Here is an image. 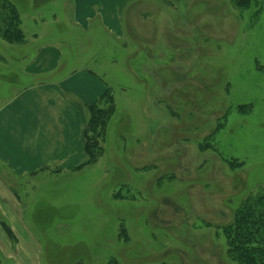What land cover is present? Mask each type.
I'll return each mask as SVG.
<instances>
[{
	"label": "rangeland",
	"instance_id": "rangeland-1",
	"mask_svg": "<svg viewBox=\"0 0 264 264\" xmlns=\"http://www.w3.org/2000/svg\"><path fill=\"white\" fill-rule=\"evenodd\" d=\"M7 1L21 45L68 37L62 0ZM247 1L116 0L117 39L62 44L115 113L93 164L7 179L0 264H235L217 226L264 193V0Z\"/></svg>",
	"mask_w": 264,
	"mask_h": 264
},
{
	"label": "crops",
	"instance_id": "crops-1",
	"mask_svg": "<svg viewBox=\"0 0 264 264\" xmlns=\"http://www.w3.org/2000/svg\"><path fill=\"white\" fill-rule=\"evenodd\" d=\"M61 13L70 22L69 38L34 49L0 39V213L5 217L20 214L19 199L13 184H5L7 179L27 181L49 168L68 173L86 160V105L94 103L104 87L91 72L63 63L62 44H76L74 38L85 33L89 43L101 34L117 39L120 11L116 0H62Z\"/></svg>",
	"mask_w": 264,
	"mask_h": 264
},
{
	"label": "trees",
	"instance_id": "trees-1",
	"mask_svg": "<svg viewBox=\"0 0 264 264\" xmlns=\"http://www.w3.org/2000/svg\"><path fill=\"white\" fill-rule=\"evenodd\" d=\"M235 5L245 6L247 0H231ZM0 38L10 44H20L24 34L15 8L7 0H0ZM85 129L86 161L78 168L93 164L102 153V142L108 123L115 113V104L110 89L104 90L92 104L86 105ZM212 147L205 142L201 150ZM241 166L242 163L235 164ZM210 225V224H208ZM225 239L226 255L235 264H264V193L245 198L234 209L227 224L217 226ZM8 230V231H7ZM6 232L11 235L10 229Z\"/></svg>",
	"mask_w": 264,
	"mask_h": 264
}]
</instances>
